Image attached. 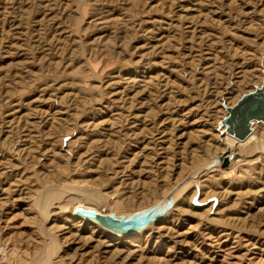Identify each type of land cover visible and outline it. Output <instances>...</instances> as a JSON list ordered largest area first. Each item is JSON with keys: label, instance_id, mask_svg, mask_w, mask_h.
Returning a JSON list of instances; mask_svg holds the SVG:
<instances>
[{"label": "rangeland", "instance_id": "1", "mask_svg": "<svg viewBox=\"0 0 264 264\" xmlns=\"http://www.w3.org/2000/svg\"><path fill=\"white\" fill-rule=\"evenodd\" d=\"M263 82L264 0H0V264H264Z\"/></svg>", "mask_w": 264, "mask_h": 264}, {"label": "water", "instance_id": "2", "mask_svg": "<svg viewBox=\"0 0 264 264\" xmlns=\"http://www.w3.org/2000/svg\"><path fill=\"white\" fill-rule=\"evenodd\" d=\"M228 116L224 120L229 135L239 141H245L252 133L254 122L264 123V82L255 92L244 96L235 106L225 108ZM220 160H216L215 166ZM226 164V163H224ZM79 217L97 222L106 230L129 236L145 229L155 222V217H136L131 219L115 218L95 211L78 209Z\"/></svg>", "mask_w": 264, "mask_h": 264}, {"label": "bare ground", "instance_id": "3", "mask_svg": "<svg viewBox=\"0 0 264 264\" xmlns=\"http://www.w3.org/2000/svg\"><path fill=\"white\" fill-rule=\"evenodd\" d=\"M223 126H225V125H223ZM253 127H255V126H252V133L250 134V136L245 140V141H239V140H237V139H235V138H233V137H231L230 135H229V133L227 132V128H226V126H225V129L222 131V133L225 135V143H224V146H225V150H228L229 151V155H227V156H220V157H218V158H216V160H220L215 166H212V167H208V169L207 170H204L203 171V174L202 175H204V174H207L208 172L210 173V171L211 170H213L214 168H217V167H221V166H223V164L224 163H231V161H232V159L233 158H236V151H235V144H237V143H241V144H247L248 146L250 145H252V146H255V148L257 149V150H259V153H262L263 152V150H264V145H263V140H261V138H260V136H261V133H260V131H257L255 128H253ZM224 137V136H223ZM224 152V151H223ZM249 154V153H248ZM215 160V161H216ZM235 160V159H234ZM240 160V159H239ZM237 161V160H236ZM233 162V161H232ZM236 163V162H235ZM218 169V168H217ZM39 197V196H38ZM52 199H50V198H47L45 201H44V206H47L48 205V203L51 201ZM51 204V203H50ZM44 206H43V208H44ZM79 206H83L84 207V205H82V203H79ZM86 207H88V206H86ZM45 208H47V207H45ZM85 208V207H84ZM90 208V207H89ZM77 209H83V208H77ZM94 209V208H93ZM83 210H85V209H83ZM85 211H88V210H85ZM94 211V210H93ZM96 212V211H95ZM109 212V211H108ZM97 213H99V214H101V212L100 211H97ZM103 215H110V216H113V215H111L110 213H108V214H103ZM114 217V216H113ZM115 218H117V217H115ZM141 218V217H140ZM125 219H130V218H125ZM153 224V223H152ZM152 224H150V225H152ZM100 225V224H99ZM149 225V226H150ZM101 226V225H100ZM148 226V227H149ZM102 227V226H101ZM103 228V227H102ZM147 228V227H146ZM145 228V229H146ZM104 230H106L105 228H103ZM144 230V229H143ZM143 230H140V231H138V232H141V231H143ZM106 231H108V230H106ZM108 232H110V231H108ZM137 232V233H138ZM112 233V232H111ZM113 234H116V233H113ZM118 235H121V234H118Z\"/></svg>", "mask_w": 264, "mask_h": 264}]
</instances>
